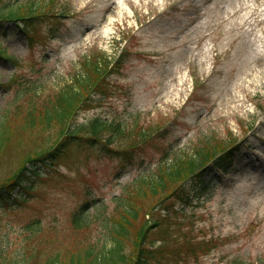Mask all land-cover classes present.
Wrapping results in <instances>:
<instances>
[{"label":"rangeland","instance_id":"obj_1","mask_svg":"<svg viewBox=\"0 0 264 264\" xmlns=\"http://www.w3.org/2000/svg\"><path fill=\"white\" fill-rule=\"evenodd\" d=\"M32 2L42 11L27 24L30 38L14 22L0 26V36L10 33L0 37L6 54L0 57V84L11 82L9 89H0V111L12 109L17 81L37 83V102H44L84 60L101 57L109 58L111 68L74 120L124 115L137 125L113 144L121 149L112 153H100L95 144H72L58 159V175L43 177L36 199L21 212H1L0 261L19 259V253L32 254L28 264H42L46 251L75 252L81 238L95 242L98 226L73 232L79 239L67 226L84 188L108 202L155 166L164 145L177 154L213 147L217 152L236 135L245 143L235 151L231 168L208 174L212 192L205 199L185 205L169 198L155 211L160 224L148 236L157 250L148 262L264 264V0ZM245 144L252 147L242 148ZM252 157L262 165H254ZM18 158L14 148L8 149L0 176ZM27 213L40 215L44 225L40 235L25 241L20 221ZM53 218L56 232L51 234Z\"/></svg>","mask_w":264,"mask_h":264},{"label":"trees","instance_id":"obj_2","mask_svg":"<svg viewBox=\"0 0 264 264\" xmlns=\"http://www.w3.org/2000/svg\"><path fill=\"white\" fill-rule=\"evenodd\" d=\"M41 11V5L36 6L32 0H0V26L14 22V27L30 38L27 24L38 18ZM9 34L5 30L0 37ZM120 55L115 62L121 59ZM0 57H6L1 44ZM108 59L84 60L79 70L70 74L52 98L44 102H37V83L30 78H23L24 85L22 80L17 81L18 90L9 101L12 109L6 106L0 111V161L10 148L19 153L17 163L0 176V213L21 212L27 201L36 199L37 190L44 185L43 177L47 180L58 175L56 165L61 160L58 159L70 153L72 144H95L100 153L121 149L113 144L129 136L137 125L136 119L129 121L124 115H96L80 122L74 120L77 111L89 101L91 91L111 68ZM10 83L0 84V89H9ZM24 96L25 100H20ZM147 134L144 129L142 136ZM238 145L233 136L217 152L213 147L211 152L193 149L177 154L166 144L155 166L133 177L108 202L84 188L83 196L70 210L67 226L73 238L79 239L73 232L89 230L94 225L99 227L100 235L95 242L79 239L76 244L82 245L75 252L64 253L66 248L46 251L41 256L42 264H149V258L155 257L157 242H149L148 235L152 227L160 224L155 211L169 198H176L185 205L205 199L213 182L207 171L226 170L229 164L224 162L231 163ZM55 221V218L50 221L51 234L56 232ZM43 225L37 213L22 215L20 226L25 232V241L40 235ZM166 243L160 242L159 246ZM17 255L19 259L10 258L0 264H28L32 256ZM228 264L244 263L235 259Z\"/></svg>","mask_w":264,"mask_h":264},{"label":"bare ground","instance_id":"obj_3","mask_svg":"<svg viewBox=\"0 0 264 264\" xmlns=\"http://www.w3.org/2000/svg\"><path fill=\"white\" fill-rule=\"evenodd\" d=\"M127 1H128V0H127ZM114 4H115V2H112V4L110 3V8H112V9H113V8H114V6H115Z\"/></svg>","mask_w":264,"mask_h":264}]
</instances>
